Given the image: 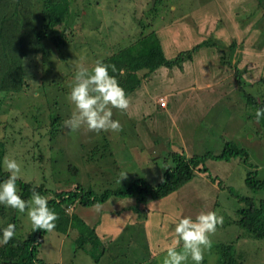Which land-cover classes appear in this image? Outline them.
<instances>
[{
  "label": "rangeland",
  "instance_id": "obj_1",
  "mask_svg": "<svg viewBox=\"0 0 264 264\" xmlns=\"http://www.w3.org/2000/svg\"><path fill=\"white\" fill-rule=\"evenodd\" d=\"M162 1L64 0L52 10L63 20L54 33L43 40L44 51L25 58L27 84L24 90L8 92L0 100L3 111L0 114V145L5 140L6 157L21 163L20 177L44 185L51 193L47 197L58 191L75 189L78 184L101 193L105 188L118 187L139 176L155 185L162 177L165 158L170 151H186L189 155L197 151L219 152L230 140L248 150L249 161L254 167L247 166L241 158L230 160L226 165L213 160L209 162L212 174L246 194H249L245 182L247 172L257 170L258 176L264 177V135L256 117L250 115L251 109L244 96L252 94L264 98V6L258 0H175L169 3L170 7L168 2ZM38 8L36 4L32 11ZM39 14L44 15L43 9ZM35 25L39 29L42 27L39 21ZM153 31L160 35L168 56L181 49H191L202 41L210 46L197 50V63L186 61L182 73L173 69L166 72L162 67L156 73L161 83L145 77V83L128 97L127 109L112 108V118L122 125L119 131H93L83 125L76 130L67 128L64 121L76 111L69 93L75 83L77 64L85 62L83 66L91 70L97 60L130 46ZM165 74L173 77L172 84L176 86L184 81L202 83L207 79L212 86L198 88L197 85L193 91L180 89L182 92L166 95L161 92L162 86L168 85L163 82L161 86ZM162 100L166 105L171 102L168 107L171 111L182 109L179 116L170 117L172 113L165 109L170 115L160 117L161 108L158 107L166 106L160 104ZM54 114L61 117L57 131H52L50 124ZM19 129L24 133H16ZM121 173L127 174L122 178ZM197 175L179 195L154 204L160 207L157 209L161 212L157 217L160 224L155 234L157 241L148 244L149 252L144 230L138 229L140 226L126 230L128 233L122 242L114 245L98 262L77 245L76 230L73 234H64L53 229L40 243L39 257L44 260L43 264H163L166 248L177 239L175 223L181 216L194 218L201 211L214 209L221 191L217 184L209 181L208 173L199 171ZM17 189L22 191L18 186ZM200 195L205 202L190 203L193 196ZM112 200L99 204V208L98 204L81 206L76 202L67 208V214L82 215L99 233L107 235L112 231L110 235L114 233L116 237L112 240H115L123 232L119 228L130 224L129 215L133 217L138 212L130 209L131 199L122 201L120 206L116 199ZM233 200L230 196L222 203L221 215L229 221L218 224L216 231L209 234L212 244L205 250V264H219L218 243H234L235 248L244 249L246 255L253 258L255 253H261L258 247L264 243L263 239L254 240L253 248L248 247L247 244L253 242L246 238L234 242L235 236L243 231L238 226H230L233 215L226 216L231 209L224 205L231 206ZM146 205H141L138 222L134 223L145 224ZM15 219L17 232L26 236L32 226L27 208L19 212L0 204V228L14 223ZM106 235L107 242L111 236ZM126 243L131 245L126 246ZM124 248L127 249L125 258L121 257ZM135 256L147 258L141 260ZM245 259L246 263L250 261ZM187 262L193 264L190 259Z\"/></svg>",
  "mask_w": 264,
  "mask_h": 264
},
{
  "label": "trees",
  "instance_id": "obj_2",
  "mask_svg": "<svg viewBox=\"0 0 264 264\" xmlns=\"http://www.w3.org/2000/svg\"><path fill=\"white\" fill-rule=\"evenodd\" d=\"M61 1L64 0H0V100L4 99L8 92L20 93L24 90L27 84L24 78L25 58L29 54H38L44 51L42 48L43 40L51 33H54L55 27L63 20V17L56 11H53L54 13L52 12ZM165 2H168V7H170L169 3L171 5L175 0L162 1V3ZM258 2L264 6V0H258ZM36 4L40 8L32 11V6L35 7ZM41 9H43L44 15L39 14ZM41 20L44 21L43 24ZM36 21L40 22L41 29L35 25ZM58 41H62L61 38H58ZM204 46L210 45L202 41L191 49H181L173 55L168 56L160 35L153 31L151 34L146 35V37L144 36L138 39V41L132 43L130 46L107 56L101 61L114 66L115 71L111 68L109 69L110 75H113L117 79L119 84L125 89L127 97H129L132 91L145 83L143 80L145 77L154 80L153 78L158 72L157 70L162 67L182 69L184 63L192 60L195 52ZM244 96L246 97L248 107L251 109L250 115L256 117V109L264 108V98H256L252 94ZM2 112L0 110V114ZM58 115L54 114L51 116L53 117L50 121L52 131L59 129L58 125L61 117H58ZM258 122L261 125L260 131L264 135V117ZM19 132L23 134L24 130L19 129L16 133ZM12 133L15 134V131ZM5 143L4 140L2 145H0V181L7 179L9 176V172L4 169L3 163L4 157H6L5 153L7 152ZM237 158L243 159L242 161L247 166L254 167L249 161L250 153L248 150L239 146L237 142L230 140L225 142L223 149L219 152L207 151L203 153L197 151L188 156L182 151H170L165 158V169L162 177L155 185L139 176L131 178V181L121 184L118 187L105 188L101 193H97L92 188H86L78 184L75 189L58 191L54 194L52 193L53 195H50L51 197H47L51 193L44 185L33 184L22 177L18 178L17 186L21 188L22 191L20 193L26 200L30 199L33 189L47 197L48 206L57 213L54 229L64 234H73L75 233L74 230H76L77 233L75 234L79 236V244L77 245L86 250L95 259V262H98L106 253L108 254L111 251L114 245L122 242L128 233L126 230L131 229L132 231L133 228L140 226L138 229L144 230L145 234V229H143L144 225L142 223L128 224L123 228L124 230L121 236L125 234L122 239H120V236L118 239H108L106 242L101 239L97 230H95L96 227L90 225L82 215L74 213L67 214L68 207L76 202L81 206H92L105 203L113 197L132 198L136 203L134 210L141 213V205L149 204L150 202L169 197L170 195L174 196L179 194V191L183 190L185 188L184 186L197 176V172H205L209 175V181L217 184L221 190L215 202L214 209L211 208L212 211L222 216V203L226 202L228 197H234L231 206L224 205V207L226 206L231 209V213L226 211L228 213L226 216L233 215L230 226H238L243 231L241 232L240 230L235 236L234 242L237 243L242 238H246L253 242L247 244L248 247L253 248V245L256 244L254 240H264V177H259L257 170L247 172L245 182L249 194L241 193L233 185L224 184L223 179L218 175L212 174L206 162L208 160L230 161L232 159L237 160ZM70 167L74 168L73 165H70ZM220 196L222 197L219 198ZM200 197L203 196H193L190 199V203L205 202ZM171 210H175V208ZM227 221L229 220H225L223 217L222 225ZM13 224L16 226L15 236L7 244L0 245V263L43 264L44 260L39 257V246L48 231L43 229L34 230L31 226L28 234L23 237L22 234L17 232L16 219ZM129 235L131 236V233ZM128 239L130 241V237ZM146 245L147 252H149L147 237ZM182 246L183 242L177 246V249L181 250ZM216 248L220 252L218 258L219 264H264V243L258 247L261 253L258 255L255 253L254 258L250 255L247 256L244 249L241 250L240 248L239 251L235 248L234 243H218ZM123 250L124 253L122 254L124 256L121 254V257L125 258L127 256V249L124 248ZM244 257L250 261L246 263ZM146 258L145 256H135V259L144 260ZM205 262L206 259L204 258L202 264H205ZM187 264L191 263L187 262Z\"/></svg>",
  "mask_w": 264,
  "mask_h": 264
},
{
  "label": "clouds",
  "instance_id": "obj_3",
  "mask_svg": "<svg viewBox=\"0 0 264 264\" xmlns=\"http://www.w3.org/2000/svg\"><path fill=\"white\" fill-rule=\"evenodd\" d=\"M110 68L115 71L114 66L100 60L95 62L91 70L77 64L75 83L69 93L76 111L70 119L64 121L67 128L76 130L82 125L93 131H119L122 128L120 121L112 118V108L127 109L129 100L125 89L113 75H110ZM262 117L264 108H257V121ZM3 163L9 176L0 181V204L19 212H25L27 208V215L34 230H53L57 213L48 206L47 197L33 189L30 199H24L17 189L21 163L15 158L8 157L4 158ZM126 174L121 173V177H125ZM96 207L99 208L100 205ZM222 222L223 217L215 211H202L194 218L181 216L174 227L177 239L166 248L163 264H187L189 259L193 264H202L205 250L212 244L209 234L214 233L217 225ZM15 229L13 223L0 228V244H7L15 236ZM180 241L183 242V246L178 250L175 245Z\"/></svg>",
  "mask_w": 264,
  "mask_h": 264
},
{
  "label": "crops",
  "instance_id": "obj_4",
  "mask_svg": "<svg viewBox=\"0 0 264 264\" xmlns=\"http://www.w3.org/2000/svg\"><path fill=\"white\" fill-rule=\"evenodd\" d=\"M200 49H203V47L202 48H200ZM197 58V55H196V53L194 54V57H193V59H192V61H194L195 63H197L196 62V59ZM195 59V60H194ZM165 68V67H164ZM163 68V69H164ZM184 68H185V63H184V65H183V68L182 69H180V68H174L173 70L176 72V73H179V72H183L182 70H184ZM166 69H167V71L166 72H170L169 71V69L170 68H167L166 67ZM170 70H172V69H170ZM181 70V71H180ZM159 71V70H158ZM155 81H156V83H161V78H160V76L159 75H157V74H155V77L153 78ZM151 80V79H150ZM173 81H175L174 79H173V77L170 75V74H165L164 76H163V79H162V84H161V86L163 85V82H166V83H168V85L167 86H162V93L163 94H170V93H175V92H177L178 90H180V89H185V90H187V91H193V88H195L197 85H199V87L198 88H200V87H205V86H208V85H210V86H212V84H211V82H208L209 81V79H207V81L206 82H202V83H200V82H198L197 80H195V81H191V82H188V83H186V81H184V82H181V85L180 86H176L175 84H172L173 83ZM211 81V80H210ZM175 83V82H174ZM203 84V85H202ZM175 85V86H174ZM160 87V86H159ZM144 88H145V90H146V92H147V89H146V84H145V86H144ZM197 89V88H196ZM159 92H160V90H158ZM154 92V91H153ZM179 92H182L181 90L179 91ZM178 92V93H179ZM186 92V91H185ZM178 95V94H177ZM176 95V96H177ZM174 99V98H173ZM180 100V99H179ZM178 99L176 100V101H179ZM170 101V100H169ZM168 101V102H169ZM176 101H174L173 103H174V106H176V104H175V102ZM169 105V106H168ZM168 105H166V106H161V107H158V108H161V110H160V113L158 114L160 117H164V116H166V115H170L165 109H168V111H170L171 113H172V116L170 115V117H178L179 116V113L182 111V109H180V110H177V108H173V110L174 111H171V108H168V107H170L171 106V102L168 104ZM179 107H181V104L179 103ZM183 152H185L186 154H187V152L186 151H183ZM188 156H189V154H187ZM232 160H235V159H232ZM210 161H213V160H208V161H206L207 162V164H208V166H209V162ZM222 165H226V164H230V162L229 163H227V162H224V161H219ZM197 173H199V172H197ZM198 177V175L195 177V178H197ZM194 178V179H195ZM193 179V180H194ZM192 180V181H193ZM191 181V182H192ZM179 195V194H178ZM170 196H173V195H170ZM169 196V197H170ZM167 198L168 197H165V198H162V199H159V200H156V201H153V202H150L149 204H147L145 207H146V211H147V216H146V219H145V224H144V227H143V229H145V234H146V237H147V241H148V244H151V241L152 240H155V241H157L156 240V238H155V234H156V232L158 231V229H157V227L159 226V222L157 221V217H159V215H160V213L161 212H159L157 209H160V207L159 208H156L155 206H154V204H158V203H160L161 204V202H163V201H165V200H167ZM111 199V198H110ZM108 200V201H106V202H111V201H113L112 199H116L115 200V202L116 203H118L119 204V206H120V203L122 202V201H124V200H128V199H131V200H133V203L130 205V209L132 210V209H134V204H136L135 203V200L134 199H132V198H116V197H113L111 200ZM111 205H113V203H111ZM133 207V208H132ZM121 211V210H120ZM134 212H135V210H133ZM121 214V213H120ZM117 215V214H116ZM134 215L135 216H130L129 215V223L130 224H133L135 221L136 222H138V219H139V214L137 213V215H136V212L134 213ZM138 217V218H137ZM86 220V219H85ZM90 224V223H89ZM135 224V223H134ZM91 225V224H90ZM125 226H126V224H124L123 226H122V228H119L120 229V231L122 230H124L123 228H125ZM97 229V228H96ZM95 229V230H96ZM98 232V231H97ZM110 233H112V231H108L107 232V235L105 234V232H102V233H99L98 232V234H99V236L101 237V239L102 240H104L105 241V235H106V237H109L110 238V236H111V239L110 240H112V239H114L116 236H115V234L113 233V234H111L110 235Z\"/></svg>",
  "mask_w": 264,
  "mask_h": 264
},
{
  "label": "built area",
  "instance_id": "obj_5",
  "mask_svg": "<svg viewBox=\"0 0 264 264\" xmlns=\"http://www.w3.org/2000/svg\"><path fill=\"white\" fill-rule=\"evenodd\" d=\"M160 104H161V105H166V101L162 100V101L160 102Z\"/></svg>",
  "mask_w": 264,
  "mask_h": 264
}]
</instances>
